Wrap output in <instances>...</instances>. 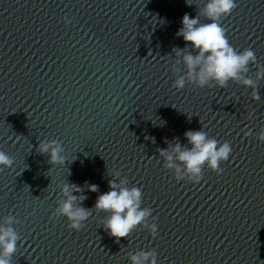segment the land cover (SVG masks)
<instances>
[{"label":"water","instance_id":"1","mask_svg":"<svg viewBox=\"0 0 264 264\" xmlns=\"http://www.w3.org/2000/svg\"><path fill=\"white\" fill-rule=\"evenodd\" d=\"M206 2L0 0V151L14 158L0 170V224L19 221L12 264H130L128 252L151 249L158 264H264V79L259 101L231 81L172 87V50L186 46L176 33ZM235 2L221 26L264 65V0ZM201 129L232 153L221 174L205 166L199 183L177 182L158 149L191 147L184 133ZM51 140L64 167L37 150ZM115 171L141 189L155 239L138 227L117 241L94 210L78 232L53 217L58 185L80 187L91 209Z\"/></svg>","mask_w":264,"mask_h":264},{"label":"clouds","instance_id":"2","mask_svg":"<svg viewBox=\"0 0 264 264\" xmlns=\"http://www.w3.org/2000/svg\"><path fill=\"white\" fill-rule=\"evenodd\" d=\"M236 7L235 0H207L197 11L195 18L184 14L182 27L176 35L183 38L186 46L172 50L175 56L172 73L176 76L172 83L173 88L182 90L186 84H190L201 89H223L231 81L251 88V99L260 100L257 86L258 82L264 79V65L257 62L254 50L245 48L241 51L234 48L228 40L226 29L221 26L222 18L228 16ZM202 17L209 22H201ZM181 64L183 70L178 67ZM250 65L256 69L254 78L249 75ZM245 135H252V132L248 131ZM184 137L187 145L191 147L182 145L175 139L174 144L166 140L168 147L158 149L159 156L164 160L163 167L173 173L177 182L184 180L193 184L199 183L203 179L205 166L217 175L223 172L220 165L227 161L232 153L228 141L221 143L203 129L188 130ZM257 139L264 143V128L258 133ZM37 150L50 157L48 162L52 167L65 166L60 142L40 141ZM13 164L14 158L0 151V170L11 168ZM113 176L109 181L110 191L99 195L91 209L82 206L86 197L78 195L82 192L80 187L68 182L58 185V206L53 212V217H65L69 229L78 232L85 227L94 210L96 213L107 214L103 227L117 241L129 237L138 227L147 229L149 235L155 239L158 236L156 218L152 216V209L141 207V189L136 186L128 187L127 177L120 178L117 183L115 178L120 177L119 171H115ZM98 190V185L88 186V191ZM17 223L19 221L16 217L9 215L4 218V223L0 224V264H12V258L17 251V241L20 240V235L13 227ZM126 255L130 264H158L157 252L154 249L128 252Z\"/></svg>","mask_w":264,"mask_h":264}]
</instances>
